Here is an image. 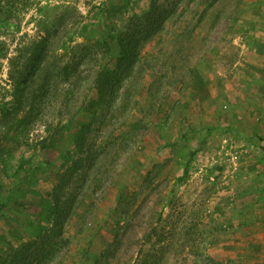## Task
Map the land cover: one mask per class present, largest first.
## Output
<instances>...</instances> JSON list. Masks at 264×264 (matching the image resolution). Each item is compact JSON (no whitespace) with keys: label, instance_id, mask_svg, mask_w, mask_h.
Returning a JSON list of instances; mask_svg holds the SVG:
<instances>
[{"label":"rangeland","instance_id":"obj_1","mask_svg":"<svg viewBox=\"0 0 264 264\" xmlns=\"http://www.w3.org/2000/svg\"><path fill=\"white\" fill-rule=\"evenodd\" d=\"M103 14L117 20L109 49L96 43ZM149 16L160 18L152 38L140 30ZM124 43L137 55L115 68ZM123 73L144 88L124 115ZM89 86L115 92L96 113L82 102ZM74 118L92 123L91 156L71 176L79 210L59 235L35 232L29 251L8 250L0 264H264V0H0L2 182L23 177L17 161Z\"/></svg>","mask_w":264,"mask_h":264},{"label":"trees","instance_id":"obj_2","mask_svg":"<svg viewBox=\"0 0 264 264\" xmlns=\"http://www.w3.org/2000/svg\"><path fill=\"white\" fill-rule=\"evenodd\" d=\"M121 1L122 5L126 7L128 4L132 6L133 3L137 4L138 2V0ZM117 3H120L121 5L120 1ZM149 14H157V12L154 13L151 11ZM103 15V18L105 19L101 21V24L102 28L105 29L103 30L105 36L102 37L101 40H97L96 43L109 49L111 37L116 36L117 27L114 26H117V20L114 18L112 20L113 22H111V20H107L106 14ZM159 20L160 18L155 20L149 16L146 19L145 27L140 30H145V32L143 31V34L152 38L153 31L158 25ZM135 26L139 27L140 24L135 23ZM123 38L124 36L122 39ZM122 48L120 46V56L118 57V62L116 63L115 68H131L133 58L137 55V49H134L132 54H130V52L127 53V51H130V48H127V44L124 43ZM43 53L44 50L40 49L38 57L35 58L37 63L40 61L39 56ZM44 55L45 54H43V56ZM30 66L28 68L32 70L34 65L30 64ZM101 68L106 70L105 78L109 80L110 77H112V68L107 66L106 63L103 64ZM62 74L67 76V68L63 70ZM123 74L125 76H122L115 81H119L118 84L123 86L122 94L118 95L116 92V96L118 97L117 109L123 111L124 115L127 110L132 108L134 110H139L137 107L139 99L132 100V97L134 95H139L141 97L144 93V88L142 87L139 89L138 83L125 85L124 81L127 75L125 73ZM32 75L33 73L25 77V80L23 81L24 84L17 90L18 94L14 107L15 111L20 107L22 99L25 97V83ZM46 84L47 82L45 81L43 83V90L46 89ZM74 87V89H77L78 85ZM82 93V102L88 103L87 106H90L91 104L95 111L94 113L97 112L101 103L109 104V99L113 98L112 95L115 94L112 89L105 90V88H103L102 90H98L95 86H89L86 89H82ZM37 112V102L32 99L30 102V113L34 114ZM132 117L136 116L132 115ZM74 122L75 123L73 124H60L52 130L50 128V130L47 131L48 134L59 132V134L55 135H60V137L56 140H50L49 136L42 139L34 149L38 155L35 154L33 157L28 156L27 158H20L17 161L15 166L16 172L18 173L22 171L24 175L21 178L16 175L14 177L15 181L13 185L9 186V184H5L0 177V215L2 216H0V219L3 218L2 222L5 227V230L0 233V258H2L8 250L12 249H19L22 252V255H24V253L30 250L32 245L37 243V239L32 241L30 238L31 236L33 238L35 232H38V235L42 240H44L45 237L50 236V234H53L55 231H57L59 235L61 221L68 219L71 215L74 216L79 210L83 199L80 198L78 206L77 204L74 205L72 202L78 194H74L72 190H70L73 186L71 185V176L76 171L79 172L81 168H84V160L86 158L88 159L89 155L91 156V151L88 150L86 132L91 128L92 123L91 120L81 121L79 119H75ZM121 124H124L127 127L125 133H131L133 128L137 126V120L134 122L131 118L124 119V123ZM76 152H78L79 156L83 155V153L85 156H80L81 158L74 159L73 156ZM188 153L194 155L193 151H187L185 154L181 155L182 159H186L187 164L184 165L182 169L180 181H183L190 172V162L192 160L187 157ZM2 160H5L3 156ZM70 163H72V165H70ZM54 168L57 170L53 171ZM92 181L93 180L91 179V187L94 186ZM100 181L101 179L99 182ZM42 183H48L49 187L46 188ZM70 198L72 201H70ZM10 224L14 225L16 229L10 231ZM50 225L51 227L49 228ZM16 236H19L21 241L19 242V246L14 248L13 241L16 239H14ZM26 237L29 238L27 240L29 242L28 244L27 241H25ZM12 239L14 240L12 241Z\"/></svg>","mask_w":264,"mask_h":264}]
</instances>
